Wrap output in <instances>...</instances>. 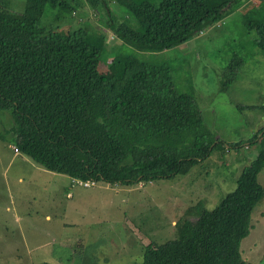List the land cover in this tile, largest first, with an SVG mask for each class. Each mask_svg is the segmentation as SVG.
Here are the masks:
<instances>
[{"label": "trees", "instance_id": "16d2710c", "mask_svg": "<svg viewBox=\"0 0 264 264\" xmlns=\"http://www.w3.org/2000/svg\"><path fill=\"white\" fill-rule=\"evenodd\" d=\"M82 1L116 40L160 52L252 0ZM7 3L0 0V115L9 114L10 124L0 141L8 138L18 153L74 180L128 185L184 175L223 145L206 130L193 94L176 90L168 66L115 54L110 72L101 74L105 33L83 23L61 29L58 12L72 13L76 0H25L21 12ZM111 4L126 15H116ZM249 28L264 52V24L249 22ZM261 131L263 138L264 126ZM263 168L264 148L218 206L200 211L195 224L177 223L175 239L144 246L139 264H250L240 244L264 196L257 181Z\"/></svg>", "mask_w": 264, "mask_h": 264}, {"label": "rangeland", "instance_id": "374dc122", "mask_svg": "<svg viewBox=\"0 0 264 264\" xmlns=\"http://www.w3.org/2000/svg\"><path fill=\"white\" fill-rule=\"evenodd\" d=\"M76 1L72 13L58 12L61 29L83 23L105 33L108 51L99 62L101 74L110 72L115 54L168 66L176 90L193 94L206 130L223 145L184 175L128 185L87 181L84 186L45 169L22 165L13 171L8 162L17 148L8 138L0 141V264H139L144 246L175 239L177 223L195 224L200 211L218 206L264 148L263 133H258L264 126V52L255 45V29L249 28V22L264 24V0H252L215 27L160 52L137 51L116 40L82 0ZM7 4L21 12L25 0ZM9 121V114L0 115V131ZM257 181L264 189V168ZM240 251L250 264H264V196L253 209Z\"/></svg>", "mask_w": 264, "mask_h": 264}, {"label": "crops", "instance_id": "0c3cea01", "mask_svg": "<svg viewBox=\"0 0 264 264\" xmlns=\"http://www.w3.org/2000/svg\"><path fill=\"white\" fill-rule=\"evenodd\" d=\"M8 149H10L9 145H8ZM10 150H12V149H10ZM28 160H30V159L27 158L26 156H24V155H22V154H20L18 152H15V153H13L11 155V159L8 162V167L13 168V171H18L22 167V165H23V167H30L31 169L34 168V169H36L39 172H40V170H44L43 168H41L40 166H38L35 163H33L35 165H33L32 163H28ZM1 161H2V159L0 158V162ZM15 162H16V164H13ZM44 172H48V174H52V175L53 174H57V173L50 172V171H47V170H45ZM58 176H61V175L58 174ZM20 178H22V177H18L17 181H20L21 180ZM72 180H74V179H72ZM67 196H69V194H67ZM54 200H55L54 196L52 198L50 197V201H54ZM58 208L60 209V206ZM45 219L49 220L50 219V215L46 214L45 215Z\"/></svg>", "mask_w": 264, "mask_h": 264}, {"label": "built area", "instance_id": "2783aa9c", "mask_svg": "<svg viewBox=\"0 0 264 264\" xmlns=\"http://www.w3.org/2000/svg\"><path fill=\"white\" fill-rule=\"evenodd\" d=\"M83 185H84V186H88V185H89V183H87V182H84V183H83Z\"/></svg>", "mask_w": 264, "mask_h": 264}]
</instances>
